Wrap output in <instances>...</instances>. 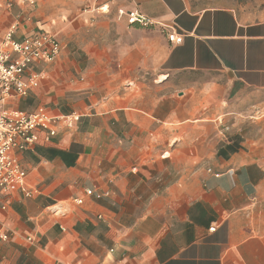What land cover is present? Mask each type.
Wrapping results in <instances>:
<instances>
[{
	"label": "crops",
	"instance_id": "0c3cea01",
	"mask_svg": "<svg viewBox=\"0 0 264 264\" xmlns=\"http://www.w3.org/2000/svg\"><path fill=\"white\" fill-rule=\"evenodd\" d=\"M96 1L51 24L0 0V39L18 18L61 45L5 107L79 114L17 154L31 195L0 188V264H264V0Z\"/></svg>",
	"mask_w": 264,
	"mask_h": 264
},
{
	"label": "built area",
	"instance_id": "2783aa9c",
	"mask_svg": "<svg viewBox=\"0 0 264 264\" xmlns=\"http://www.w3.org/2000/svg\"><path fill=\"white\" fill-rule=\"evenodd\" d=\"M21 7L31 12L38 0H15ZM12 2V1H11ZM106 8L100 5L98 8ZM117 16L125 18L129 25L147 27L152 20L138 9L117 8ZM19 20L15 18L7 27L0 39V188L9 191L18 189L24 196L31 195L27 184V171L21 165L17 154L30 149L37 132H44L46 138L55 136L61 129H71L79 119V114L52 115L42 106L25 112L5 107L13 97H24L38 88L45 73L33 70L35 63L47 64L54 61L61 50L56 34L34 29L17 38ZM169 42L180 43L182 35L171 31L167 33ZM86 196L100 197L101 193L85 188ZM77 204L83 203L82 197L74 198ZM213 228H211L212 230ZM7 232H0V241L8 240Z\"/></svg>",
	"mask_w": 264,
	"mask_h": 264
},
{
	"label": "rangeland",
	"instance_id": "374dc122",
	"mask_svg": "<svg viewBox=\"0 0 264 264\" xmlns=\"http://www.w3.org/2000/svg\"><path fill=\"white\" fill-rule=\"evenodd\" d=\"M101 0H97L95 7H98ZM36 8L42 13L40 18H46L51 24L54 22L68 21L74 18L79 12L91 6V0H39ZM90 4V6H88ZM99 5V6H97ZM104 9L97 12L103 13Z\"/></svg>",
	"mask_w": 264,
	"mask_h": 264
}]
</instances>
